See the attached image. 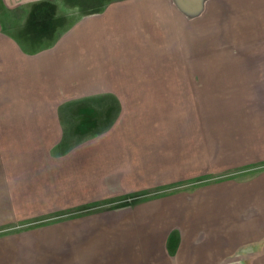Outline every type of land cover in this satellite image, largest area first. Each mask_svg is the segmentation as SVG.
Segmentation results:
<instances>
[{
  "label": "crops",
  "instance_id": "0c3cea01",
  "mask_svg": "<svg viewBox=\"0 0 264 264\" xmlns=\"http://www.w3.org/2000/svg\"><path fill=\"white\" fill-rule=\"evenodd\" d=\"M121 73L148 76V87L136 89L148 91V129L97 131L96 146L59 152L64 120L34 109L58 107V95L79 86L83 97L118 91ZM0 74L2 91H22L24 102L15 106L19 115L2 116L3 124H17V136L0 139L44 141L18 160L56 181L41 197L88 204L148 189L132 206L62 219L47 238L33 229L12 247L21 264H151L156 253L165 260L170 243L191 264H218L233 235L263 253L264 169L243 172L264 164V0H208L196 17L173 0H112L45 50L2 33ZM186 86L192 95L185 100ZM186 101L188 115L179 110ZM1 151L0 202H28L13 199Z\"/></svg>",
  "mask_w": 264,
  "mask_h": 264
},
{
  "label": "rangeland",
  "instance_id": "374dc122",
  "mask_svg": "<svg viewBox=\"0 0 264 264\" xmlns=\"http://www.w3.org/2000/svg\"><path fill=\"white\" fill-rule=\"evenodd\" d=\"M112 0H0V35L13 34L19 35L26 45L33 49L45 50L54 45V42L61 38L65 33H69L71 29L80 21L82 16L90 13H96L103 10L104 7ZM194 0H173L181 9H184L186 16L196 17L203 13L208 0H201V5H193ZM22 6V7H20ZM20 7V8H19ZM3 16V17H2ZM78 26V25H77ZM207 41V40H206ZM203 45V44H202ZM96 74V68L93 69ZM91 70V72L93 71ZM119 79L118 91L111 92H89L87 96L82 91H79L80 86L76 91H69L62 96L59 94L56 108H35L36 114L49 115L55 113L61 117L62 121L57 127L58 132H62L60 139L55 146L61 153L66 148L76 146H96L97 137L102 132H112L116 130H145L148 126V91L136 90L148 86V76L130 77L124 76L122 73L117 75ZM2 75L0 74V137L17 136V124L2 123V116L19 115L21 108L15 107L23 102L22 91H2L1 85ZM117 81V78H114ZM138 85V86H134ZM6 85V84H5ZM128 88H126V86ZM7 86V85H6ZM8 87V86H7ZM192 86H186L185 100L187 95H192ZM75 90V88H74ZM159 96L160 93H155ZM169 97L177 95V92L165 93ZM67 98V106L60 103L61 100ZM171 99V97H170ZM11 100H14L13 102ZM189 101H191L189 99ZM14 107H10L12 105ZM62 104V106H60ZM187 105V101H186ZM180 107V106H179ZM175 108V107H174ZM178 108V107H177ZM159 110L160 108H155ZM178 110V109H177ZM184 110L190 112L191 105L185 106ZM208 110L207 108L205 109ZM205 110H203L205 112ZM206 114V113H205ZM115 118V119H114ZM8 119L5 117V121ZM15 119V118H12ZM114 120V121H113ZM112 122V123H111ZM148 129V128H147ZM14 132H13V131ZM100 131L99 133H96ZM14 134H11V133ZM95 133V134H93ZM23 136L25 134H19ZM86 136V137H85ZM44 141H32L27 139H0V148L6 152V157L9 158V184L15 195L13 199H23L28 202L17 203H1L0 202V264H21L18 259V251L12 252V247L22 236H27L33 229H39L40 237L47 238L50 232H47L58 224L62 219L80 217L84 214L100 210L118 209L125 206H132L141 199L148 198V189L144 193L130 194L126 196L106 197L100 203H79L65 204L56 202L58 198L41 197L43 192L50 190V186L55 185V180H49L40 177L35 165L32 161L18 163L22 157L26 160L31 158L30 150L38 143ZM87 143V144H86ZM42 145V144H41ZM38 146V145H37ZM0 149V158L2 151ZM17 149H22L21 155H14ZM28 149V150H25ZM29 155V156H27ZM21 157V158H20ZM48 157V155L46 156ZM11 159L14 161L11 162ZM19 167L22 168L19 171ZM264 169V164H259L254 167H249L247 172L251 176L254 172ZM24 170V172H22ZM19 171V173H16ZM21 172L24 176H21ZM37 172V173H36ZM18 174V176H16ZM54 175V173H53ZM60 176V174H58ZM203 176V175H202ZM237 174L228 173V178H234ZM226 177V178H227ZM239 177V176H237ZM236 177V178H237ZM18 178V179H17ZM201 178V177H200ZM219 178V177H218ZM221 178H225L224 175ZM204 182L203 177L200 179ZM208 180V179H207ZM65 181H62V183ZM69 182V180H67ZM71 183V181H70ZM50 185V186H49ZM173 187L163 189L161 192L172 190ZM37 190L40 194L37 197H32L33 191ZM30 194V196H28ZM25 195V197H22ZM39 196V197H38ZM1 197V196H0ZM1 200V198H0ZM33 200V201H32ZM244 222V221H243ZM250 222V221H249ZM253 222V221H251ZM255 223V222H253ZM66 229L61 227L60 235H65ZM235 231V230H234ZM25 238V237H22ZM239 237L233 235L232 246L227 247L226 253L222 256V260L218 264H264V251L257 253L252 248H246L238 243ZM176 244L170 243L167 245L168 251H163L161 254L165 260H160L157 256L160 253L154 254L151 264H191V261L186 260L187 252L182 250L179 256H175ZM244 246V247H243ZM175 257H170V256ZM18 259L19 261H17Z\"/></svg>",
  "mask_w": 264,
  "mask_h": 264
},
{
  "label": "water",
  "instance_id": "95a60500",
  "mask_svg": "<svg viewBox=\"0 0 264 264\" xmlns=\"http://www.w3.org/2000/svg\"><path fill=\"white\" fill-rule=\"evenodd\" d=\"M193 5H201V0H194L192 2Z\"/></svg>",
  "mask_w": 264,
  "mask_h": 264
}]
</instances>
